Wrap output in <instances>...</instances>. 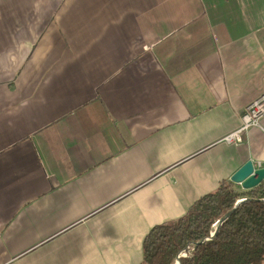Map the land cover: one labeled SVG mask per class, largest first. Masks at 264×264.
Returning <instances> with one entry per match:
<instances>
[{
	"label": "crops",
	"instance_id": "crops-1",
	"mask_svg": "<svg viewBox=\"0 0 264 264\" xmlns=\"http://www.w3.org/2000/svg\"><path fill=\"white\" fill-rule=\"evenodd\" d=\"M262 93L264 0H0V264H141Z\"/></svg>",
	"mask_w": 264,
	"mask_h": 264
},
{
	"label": "trees",
	"instance_id": "trees-1",
	"mask_svg": "<svg viewBox=\"0 0 264 264\" xmlns=\"http://www.w3.org/2000/svg\"><path fill=\"white\" fill-rule=\"evenodd\" d=\"M181 251L180 264H264V180L249 190L224 180L182 217L151 228L141 264H176Z\"/></svg>",
	"mask_w": 264,
	"mask_h": 264
},
{
	"label": "built area",
	"instance_id": "built-area-1",
	"mask_svg": "<svg viewBox=\"0 0 264 264\" xmlns=\"http://www.w3.org/2000/svg\"><path fill=\"white\" fill-rule=\"evenodd\" d=\"M264 117V93H262L257 99L249 103L243 111L241 117V124L235 131L231 132L225 137V141L227 143L238 145L242 143L243 135L248 131V129L252 126H255L259 123V121ZM186 254L181 251L178 252V258L185 256Z\"/></svg>",
	"mask_w": 264,
	"mask_h": 264
},
{
	"label": "water",
	"instance_id": "water-1",
	"mask_svg": "<svg viewBox=\"0 0 264 264\" xmlns=\"http://www.w3.org/2000/svg\"><path fill=\"white\" fill-rule=\"evenodd\" d=\"M263 180H264V168L255 167L251 161H248L247 163H245L230 178V181L232 183L236 184V185H239L242 190L252 189V188L258 186ZM240 202L241 201H239L238 203H240ZM226 217H224L223 219L218 220L215 223L216 231L211 235V237H209V238H207L205 240H209V239L213 238L218 233L219 227H220V223ZM178 264H180V258H178Z\"/></svg>",
	"mask_w": 264,
	"mask_h": 264
}]
</instances>
